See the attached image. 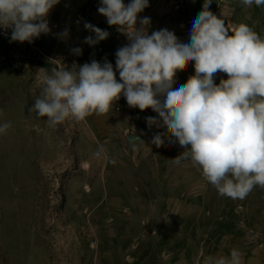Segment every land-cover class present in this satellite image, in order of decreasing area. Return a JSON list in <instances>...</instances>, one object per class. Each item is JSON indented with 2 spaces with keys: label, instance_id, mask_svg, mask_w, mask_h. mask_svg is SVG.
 I'll use <instances>...</instances> for the list:
<instances>
[{
  "label": "rangeland",
  "instance_id": "rangeland-1",
  "mask_svg": "<svg viewBox=\"0 0 264 264\" xmlns=\"http://www.w3.org/2000/svg\"><path fill=\"white\" fill-rule=\"evenodd\" d=\"M204 2L149 0L138 19L150 18L149 34L166 28L187 43ZM100 6L101 0L73 2L67 16L48 18L50 33L32 43L0 38V125L11 124L0 133V264H204L234 248L244 258L255 248L264 251V188L233 200L219 195L190 160L175 164L184 148L167 138L159 148L151 143L167 131L148 127L146 117L158 118L152 109L131 108L121 95L104 115L69 117L55 127L29 111L53 67L114 61L118 48L95 54L84 43L95 38L85 22L114 40L119 35ZM210 10L218 18L223 12L226 26L247 24L264 38V6L212 0ZM65 29L69 37L62 39ZM77 47L79 55L71 51ZM194 74L190 64L173 87ZM221 79L227 75L214 77L216 84ZM135 134L144 142L134 149ZM99 145L114 164L94 158Z\"/></svg>",
  "mask_w": 264,
  "mask_h": 264
},
{
  "label": "clouds",
  "instance_id": "clouds-1",
  "mask_svg": "<svg viewBox=\"0 0 264 264\" xmlns=\"http://www.w3.org/2000/svg\"><path fill=\"white\" fill-rule=\"evenodd\" d=\"M59 3L0 0V28L11 30L10 42L32 43L50 33L48 16ZM211 3L205 0L192 21L188 42L183 43L166 28L149 34L150 18L138 19L149 0L128 4L101 0L98 12L128 40L115 53V69L107 59L78 68L53 67L41 78L39 95L29 111L46 117L48 125L55 127L69 117L84 121L92 114L104 115L123 95L129 107L150 108L158 114V118H145L150 129H167L154 134L151 143L157 148L165 144V138L178 143L184 151L172 161L179 165L190 160L219 195L243 200L254 187L264 188V38L247 24L226 26L224 13L218 18L210 10ZM241 3L264 6V0ZM84 28L95 33V38L85 37L89 45L109 36L88 22ZM59 35L67 39L68 29ZM71 51L82 53L78 47ZM190 64L195 74L174 88L177 72ZM217 73H225L227 79L216 84ZM10 127V122L0 125V133ZM137 141L144 142L136 134L129 137L134 149ZM93 156L115 163L103 145ZM82 167L87 169L89 164L84 162ZM241 258L234 248L228 257H208L204 264H241Z\"/></svg>",
  "mask_w": 264,
  "mask_h": 264
},
{
  "label": "crops",
  "instance_id": "crops-1",
  "mask_svg": "<svg viewBox=\"0 0 264 264\" xmlns=\"http://www.w3.org/2000/svg\"><path fill=\"white\" fill-rule=\"evenodd\" d=\"M88 0H60V3L55 5L54 8L50 11L48 18H51L52 16L59 17L60 19L67 16L69 13V7L74 2L77 7L84 5ZM58 13V14H56ZM119 32V31H118ZM122 38H125V35H123L121 32H119V35L116 36L115 40L112 36H108V39L105 42L100 41L99 43L93 45L92 53L95 54H103L106 53L110 48L114 50L115 48H120L124 46L126 43L124 42L122 45L120 42H117L121 40ZM115 61L116 56L114 57V61L112 62L113 68L115 69ZM117 78V74H116ZM119 80V78H117ZM250 256L245 257L242 256L241 258V264H264V251H260V249L255 248L250 252Z\"/></svg>",
  "mask_w": 264,
  "mask_h": 264
},
{
  "label": "built area",
  "instance_id": "built-area-1",
  "mask_svg": "<svg viewBox=\"0 0 264 264\" xmlns=\"http://www.w3.org/2000/svg\"><path fill=\"white\" fill-rule=\"evenodd\" d=\"M0 38L3 40L10 39V34L4 30H0Z\"/></svg>",
  "mask_w": 264,
  "mask_h": 264
}]
</instances>
